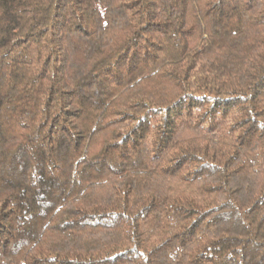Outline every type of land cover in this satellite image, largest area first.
Segmentation results:
<instances>
[{
  "label": "trees",
  "instance_id": "obj_1",
  "mask_svg": "<svg viewBox=\"0 0 264 264\" xmlns=\"http://www.w3.org/2000/svg\"><path fill=\"white\" fill-rule=\"evenodd\" d=\"M0 264H264V0H0Z\"/></svg>",
  "mask_w": 264,
  "mask_h": 264
}]
</instances>
